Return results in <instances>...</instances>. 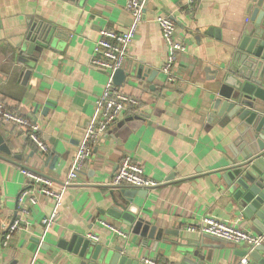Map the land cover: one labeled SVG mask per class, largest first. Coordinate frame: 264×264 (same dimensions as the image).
Returning <instances> with one entry per match:
<instances>
[{
  "label": "crops",
  "instance_id": "crops-1",
  "mask_svg": "<svg viewBox=\"0 0 264 264\" xmlns=\"http://www.w3.org/2000/svg\"><path fill=\"white\" fill-rule=\"evenodd\" d=\"M184 1L143 0V21L123 67L136 75L144 66L145 78H131L120 87L140 105L97 141L77 184L65 192L57 222L46 232L42 220L51 215L54 202L41 198L39 205L20 212L17 199L26 180L21 170L50 179L55 190L62 187L109 80V72L93 64L102 57L96 52L101 31L125 32L133 18L127 0H0V102L39 125L47 147L41 151L14 123L0 120V135L11 151H0V264H79L61 246L74 236L124 246L138 260L156 264H241L245 259L239 254L247 246L186 229L206 216L231 223L242 217L247 231L264 236L220 186L221 171L241 161L234 149L238 133L232 123L211 117L214 77L228 65L232 43L247 19V0H196L192 9ZM161 15L174 20L176 35L188 49L172 84L162 72L167 46L156 22ZM45 27L54 35L48 46L30 55L34 65L19 61L29 38ZM210 29L218 30L220 38L209 36ZM27 71L31 74L24 80ZM149 71L157 72L151 82ZM123 155L160 183L134 204L144 221L177 234L164 237L166 243L135 236L108 214ZM18 219L20 229L7 247V228Z\"/></svg>",
  "mask_w": 264,
  "mask_h": 264
},
{
  "label": "water",
  "instance_id": "water-1",
  "mask_svg": "<svg viewBox=\"0 0 264 264\" xmlns=\"http://www.w3.org/2000/svg\"><path fill=\"white\" fill-rule=\"evenodd\" d=\"M247 19L234 39L226 67L216 72V99L212 118L232 123L238 133L234 141L236 157L241 161L221 171V188H227L236 207L261 234L264 233V0H247ZM54 32L44 28L38 39L29 38V46L20 50L19 61L29 66L30 55L36 49L50 44ZM209 36L220 38L218 30L210 29ZM38 46V47H37ZM145 67L140 66L136 75L122 68L114 73L112 82L122 87L131 78L143 79ZM150 82L157 72L149 71ZM31 74L27 71L24 80ZM0 151L10 154L5 139L0 135ZM113 207L108 214L132 229V234L143 239L166 243L164 237L177 235L170 230L158 229L139 217V207L134 204L137 196L146 198L147 189L114 187ZM119 194V198H118ZM63 249L74 254L79 264H144L124 246L98 244L90 239L74 236L62 242ZM250 264H264V245L246 247L239 254Z\"/></svg>",
  "mask_w": 264,
  "mask_h": 264
},
{
  "label": "built area",
  "instance_id": "built-area-1",
  "mask_svg": "<svg viewBox=\"0 0 264 264\" xmlns=\"http://www.w3.org/2000/svg\"><path fill=\"white\" fill-rule=\"evenodd\" d=\"M195 3L196 0L184 1L185 6L189 9H192ZM127 10L132 15L133 22L125 32L119 33L111 30L101 31V37L98 41L96 52H98V54L100 53L102 57H96L93 60V64L94 66L108 71L109 80L95 105L94 117L85 130L84 139L78 147L76 156L62 187L59 190H55L54 183L50 179L27 168L21 170L26 180L17 199V207L20 212L27 213L30 207L39 205L41 198L54 202L53 212L42 220L46 232L57 222L59 209L62 206L65 192L69 187L77 184L86 162L93 154L97 141L113 124L126 114L130 108H136L140 105L138 99L127 95L112 82L114 73L123 68L128 58L130 45L134 41L139 26L143 21L145 10L143 0H127ZM156 22L161 29L163 40L167 46V59L162 68V72L166 76L167 83L172 84L177 77L178 60L188 49L186 44L177 37V25L171 17L161 15L156 18ZM0 120L14 123L41 151L47 152L45 143L39 137V125L11 113L2 102H0ZM112 184L114 187L147 190L154 189L160 185V183L148 179L145 176L144 169L136 164L128 155H123L118 170L113 177ZM242 222V217L237 222L231 223L220 221L212 216H206L198 226H191L186 229L192 233L210 236L228 244L245 245L251 249L263 244L264 236L253 235L242 226ZM99 223L109 230L119 232L123 235V232L119 231L114 226L101 220H99ZM20 226L21 220L18 219L7 228L5 246L9 247L10 244L13 243L14 235L20 229ZM90 237L97 239L96 236ZM123 237L126 238L127 236L123 235ZM142 262L144 264H156V262L151 259H143ZM246 263V259L241 262V264Z\"/></svg>",
  "mask_w": 264,
  "mask_h": 264
},
{
  "label": "trees",
  "instance_id": "trees-1",
  "mask_svg": "<svg viewBox=\"0 0 264 264\" xmlns=\"http://www.w3.org/2000/svg\"><path fill=\"white\" fill-rule=\"evenodd\" d=\"M37 36H39V31H38V30H36V32H35V33L33 34V36H31L30 38H31V39H32V38H33V39H36V38L38 39ZM37 39H36V40H37ZM129 111H130V112H134V111H135V108H130ZM129 111H128V112H129Z\"/></svg>",
  "mask_w": 264,
  "mask_h": 264
}]
</instances>
